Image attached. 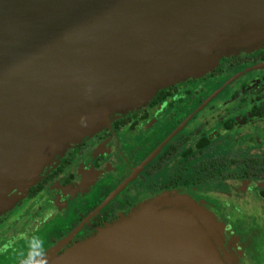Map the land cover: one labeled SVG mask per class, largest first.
Segmentation results:
<instances>
[{
    "label": "water",
    "instance_id": "1",
    "mask_svg": "<svg viewBox=\"0 0 264 264\" xmlns=\"http://www.w3.org/2000/svg\"><path fill=\"white\" fill-rule=\"evenodd\" d=\"M262 42L264 0H0V192H27L90 120L137 109L181 70L207 71L220 52ZM187 204L139 208L51 264L67 252L77 256L64 264L243 259L242 231Z\"/></svg>",
    "mask_w": 264,
    "mask_h": 264
},
{
    "label": "flooded vegetation",
    "instance_id": "2",
    "mask_svg": "<svg viewBox=\"0 0 264 264\" xmlns=\"http://www.w3.org/2000/svg\"><path fill=\"white\" fill-rule=\"evenodd\" d=\"M245 66L258 71L249 80L240 77L228 85L221 101L209 110L213 119L203 121L202 128L194 116L180 127L175 136L167 137L166 133L175 123L173 119L186 117L182 108L175 113L165 111L173 107L171 102L165 101L178 91L176 87H167L163 90H169L160 101L153 102L154 95L141 110L113 120L109 126L58 156L54 165L44 170L32 186L33 193L26 192V199L33 202L50 187L58 193L59 189L53 186L58 181L62 188L81 182L73 197L85 200L87 206L84 212L73 210L72 206L70 213L74 220L56 230L46 231L43 228L46 223L41 224L36 231L44 235L46 246L64 236L70 235L67 239L70 241L79 234L93 233L103 224L114 221L118 214H124L134 204L122 197L140 181L145 183L143 189L147 194L184 186L191 189L201 187L200 194H193L195 201H202L210 212L220 216L223 222H229L235 231H242V237H246L243 249L249 260L244 256V263L264 264V124L261 125L264 123V47L242 56L220 59L209 78L215 83ZM219 95L220 91L213 99ZM183 107L186 109L188 106L184 104ZM214 121H218L219 129H213L212 136L210 131L204 134L205 126L214 127ZM195 122L196 127L188 131L187 126ZM256 125L261 126L257 132L262 134V138L254 137L249 155L243 150L231 153L226 148L223 139L226 135L238 129L246 138V128ZM216 134L218 140L214 137ZM162 141L160 148L159 144L155 147ZM216 151L219 153L217 159L214 156L206 158L205 153ZM200 162L201 167L198 166ZM177 163H180L181 171L205 169L210 178L207 176V181L198 183L190 180L193 179L192 174L184 178L179 173L166 175ZM230 166L238 168L239 172L220 173ZM215 174L220 185L208 189L213 185L208 181ZM237 178L240 183L232 184ZM161 180L164 182H157ZM237 219L244 229L234 221ZM17 262L18 258L13 264Z\"/></svg>",
    "mask_w": 264,
    "mask_h": 264
},
{
    "label": "rangeland",
    "instance_id": "3",
    "mask_svg": "<svg viewBox=\"0 0 264 264\" xmlns=\"http://www.w3.org/2000/svg\"><path fill=\"white\" fill-rule=\"evenodd\" d=\"M264 47V42H262L258 48ZM256 50V49H254ZM254 50H242L237 51L234 54H230L228 52L222 51L220 54H217L215 56V60L218 61L222 58H227L230 56H238V55H245L250 52H253ZM216 66V65H215ZM215 66L213 68H215ZM209 69L207 71H200L195 68H187L184 70H181L175 78L170 80L164 87L156 90L158 91L165 89L167 87H176L178 88V91L172 95L171 98H168L165 102L169 103L171 102L173 107L170 110H165L169 112H176L179 109L182 108V114L183 116L186 115V117L175 118V123L172 124L171 129L168 130L166 133L168 138H171L178 133L177 131L182 127L185 122L188 123V120L190 121L192 118H195L194 116H197L195 119L199 120L197 124H199L200 128H202L203 121H205L207 118L213 119L212 112L210 113L209 110L215 105L218 104L221 101L222 96L225 94V89L230 85L234 80L244 77V79H250L253 78V74L257 72L258 70L253 67H242L238 69L235 73H231L230 75H227L226 77L220 78L215 81V83H212L209 74L213 70ZM231 76V77H230ZM230 78V79H229ZM233 84V83H232ZM231 84V85H232ZM221 92V95L213 99L214 96H216V93ZM153 93L152 97L156 94ZM148 99L142 106L139 108H134L133 110L129 109L128 111H125L123 113L119 114H112V115H106L102 116L98 121L97 120H90L88 123L89 131L86 136H77L74 138L72 143L69 145L58 149L57 152H53L47 160V162L44 164V166L41 168V171L38 174V178L42 175V172L46 170L49 166L51 167L53 162L58 159V156L60 157L63 155L66 150L69 148L75 146L76 144L80 143L82 140L86 138H90L92 135L96 134L99 130H101L104 127L109 126V124L118 118L124 117L126 114H129L133 111L141 110L147 102H149L151 99ZM184 104H186L188 107L186 109L183 107ZM179 108V109H178ZM210 116V117H209ZM202 120V121H201ZM208 123V121H206ZM205 122V125L207 124ZM220 122V121H219ZM193 124V125H191ZM195 123H190L187 126L188 131H190L192 128L196 127ZM218 121H214L212 127L211 125L205 126L204 134L207 133V131L212 132L213 129L217 127ZM264 123H261L263 125ZM261 126H253V127H247L245 130L246 138L242 136V134L239 132V130H233L229 135H226L224 138L225 140V146L228 148V150L232 153L234 151H240L243 150L245 154H248L252 151V141L255 136L258 138L264 139V133H260L257 131H260ZM214 132L210 134L212 136ZM215 139L219 137L217 134L214 135ZM220 137V138H221ZM180 139V136H179ZM222 139V140H223ZM222 142V141H220ZM159 144V145H158ZM159 146L160 148L163 145V141L157 142L156 146ZM223 145V144H222ZM256 148V147H254ZM220 151V149H219ZM206 158L210 156H214L215 159H217L219 153L214 152L213 154L205 153ZM144 159H142L143 161ZM54 165V164H53ZM180 163H177L176 165H173V167L167 171L166 175H171L174 173H179L182 175V177H186L188 174H192V178L190 180H197L198 183H203L208 180L207 176L210 178V175L205 169H199L192 171L190 170H182L180 169ZM199 167L202 166V163L198 165ZM204 167V165H203ZM239 172L238 168H234L232 166L225 168L223 171H221V174H227V173H235L237 174ZM158 183L164 182V180L157 181ZM167 182V180H165ZM219 179L217 178V174L213 175L212 179H209L208 183H213L208 189L218 187L220 184H218ZM233 182V181H231ZM240 183V180L238 178L234 180V183ZM143 185L145 183L137 181L134 184V193L135 196L132 198L133 190H128L126 193H124L122 199H126L127 201L134 202L131 207L127 208L124 214H118L117 218L109 223L103 224L101 227L106 226L108 224H112L114 222L127 219L132 215L133 211L138 210L139 208H146L148 206L157 205L158 207H165L167 205H173V206H188L187 203L190 205H198L203 210L207 211L208 213L214 214L213 212H210L205 204L200 201H195L196 198H194L193 194H200L202 189L201 187L199 189H191L190 187L184 186L183 188H174L170 189L168 191H153L149 192L148 194L144 191ZM55 188L59 189L58 193L55 192V189L50 187L46 189V192L38 197L35 201H29L26 199V191L22 188H14L11 187L7 190H2L0 192V246L7 244L9 241L15 240L19 233L21 232H35L36 234L40 235L42 233H39V231H36L38 227L43 224H45V230L51 231L56 230L57 228L62 227L63 225L69 224V222L74 220V217H72L70 211L72 206H74L72 209L76 211L84 212L85 208L87 206L86 202L80 201L78 198H74L73 195L75 194V191H77L78 187L81 186V182L76 183L73 186L62 188L60 181H58L55 185H53ZM154 186V184H152ZM203 187V186H202ZM185 204V205H184ZM56 218H59V220H56ZM215 221L219 224L220 227H223L221 223L223 222L221 220V217L214 214ZM234 221H238L234 220ZM238 226L241 229H244L242 227L243 225L240 224ZM97 230H95L93 233L89 234H79L76 238H73L72 240L68 241L65 240L66 237H62L58 240H56L52 245L46 246L48 250V259L49 264H51L57 256H60L64 252H66L69 249H72L75 245L78 243H81L87 239L92 238L96 234ZM45 234V233H44ZM246 235V233L244 232ZM48 235V234H47ZM43 239L44 235H40ZM228 235H223L222 237L226 243L227 240L225 239ZM245 242L243 244V248L245 247L246 243V237L244 238ZM21 246V248H20ZM25 248L23 241H17L13 248L9 249L8 252L4 254H0V264H13L14 261L19 257V253L23 251ZM244 256L247 257V260H249V255L244 250ZM72 252H67L63 257L68 256ZM62 257V258H63ZM244 260H246L244 257L243 259L239 260V262H234V264H247L244 263ZM248 262V261H247ZM251 264V261H250Z\"/></svg>",
    "mask_w": 264,
    "mask_h": 264
},
{
    "label": "clouds",
    "instance_id": "4",
    "mask_svg": "<svg viewBox=\"0 0 264 264\" xmlns=\"http://www.w3.org/2000/svg\"><path fill=\"white\" fill-rule=\"evenodd\" d=\"M17 241L24 242V250L19 253L17 264H49L46 241L35 232H21L15 240L0 246V254L13 248Z\"/></svg>",
    "mask_w": 264,
    "mask_h": 264
},
{
    "label": "trees",
    "instance_id": "5",
    "mask_svg": "<svg viewBox=\"0 0 264 264\" xmlns=\"http://www.w3.org/2000/svg\"><path fill=\"white\" fill-rule=\"evenodd\" d=\"M169 90V88L167 89V90H160L159 92H157L156 94H155V97L152 99V101L153 102H158V101H160L166 94H167V91ZM27 192L29 193V194H32L33 193V187L31 186L28 190H27Z\"/></svg>",
    "mask_w": 264,
    "mask_h": 264
},
{
    "label": "bare ground",
    "instance_id": "6",
    "mask_svg": "<svg viewBox=\"0 0 264 264\" xmlns=\"http://www.w3.org/2000/svg\"><path fill=\"white\" fill-rule=\"evenodd\" d=\"M95 245H96V244H95ZM95 245H93V246H95ZM90 246H91V245H90ZM90 246H88L89 248H88V247H87V248L90 249L91 247H93V246H91V247H90ZM87 248H85V249L88 250ZM85 249H84V250H85ZM84 250H83V252L86 251V250H85V251H84ZM83 252L81 251V253H83ZM76 256H77V255H76ZM76 256H75L74 254L70 253V254H68V256H65V257H63L62 259H60L59 261H57V263H58V264H59V263L64 264V263H66L67 261H69L72 257L74 258V257H76ZM68 257H70V258L68 259ZM73 258H72V259H73ZM72 259H71L69 262H71Z\"/></svg>",
    "mask_w": 264,
    "mask_h": 264
}]
</instances>
